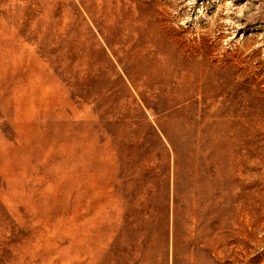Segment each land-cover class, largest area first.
Returning a JSON list of instances; mask_svg holds the SVG:
<instances>
[{
	"label": "rangeland",
	"instance_id": "1",
	"mask_svg": "<svg viewBox=\"0 0 264 264\" xmlns=\"http://www.w3.org/2000/svg\"><path fill=\"white\" fill-rule=\"evenodd\" d=\"M0 264H264V0H0Z\"/></svg>",
	"mask_w": 264,
	"mask_h": 264
},
{
	"label": "bare ground",
	"instance_id": "2",
	"mask_svg": "<svg viewBox=\"0 0 264 264\" xmlns=\"http://www.w3.org/2000/svg\"><path fill=\"white\" fill-rule=\"evenodd\" d=\"M185 68H186V67H185ZM198 74H199V73H198ZM198 74H196V75H198ZM191 75H192V74H191ZM191 75H190V76H191ZM188 76H189V75H188ZM188 76H187V77H188ZM191 77H192V76H191ZM197 77H198V76H197ZM197 77H196V78H197ZM189 78H190V77H189ZM194 78H195V76H194ZM194 78H193V79H194ZM184 79H185V78H184ZM195 80H196V79H195ZM197 80H199V78H197ZM196 82H198V81H196ZM193 83H194V82H193ZM193 83H192V85H193ZM201 83H202V82H201ZM184 84H185V83H184ZM188 84H189V83H188ZM190 86H191V84H190ZM197 86H198V88H201V87H202L200 83H198ZM188 88H189V87H188ZM203 88H204V87H203ZM190 89H191V88H190ZM195 89H196V88H195ZM182 91H183V90H182ZM186 91H187V90H186ZM186 91L181 92V94L184 95ZM188 91H191V90H188ZM188 91H187V92H188ZM192 91H194V89H193ZM179 92H180V91H179ZM176 93H177V92H176ZM192 93H193V92H192ZM192 93H191V94H192ZM189 94H190V93H189ZM178 95H179V94H178ZM185 96H186V94H185ZM189 96H190V95H189ZM179 97H180V96H179ZM185 98H186V97H185Z\"/></svg>",
	"mask_w": 264,
	"mask_h": 264
}]
</instances>
